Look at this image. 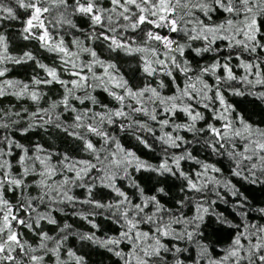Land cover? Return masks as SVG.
I'll return each mask as SVG.
<instances>
[{
	"label": "snow or ice",
	"instance_id": "6c2138e0",
	"mask_svg": "<svg viewBox=\"0 0 264 264\" xmlns=\"http://www.w3.org/2000/svg\"><path fill=\"white\" fill-rule=\"evenodd\" d=\"M14 4L16 8L0 0V20L19 19L17 9H23L27 18L22 38L38 42L58 58V64H45L32 51L11 55L8 38L0 33V98L11 96L35 106L0 107V264L50 260L88 264L85 256L67 247L70 237L106 249L120 264H186L189 248L181 246L185 241L199 249L195 264H264V223L259 222L264 220V206L253 207L237 183L223 178L221 167L198 159L189 148L199 146L218 161L226 158L230 175L239 181L264 185V128L237 113L226 97V92L244 95L234 81L253 89L264 87V0H14ZM77 19L89 25L83 40L72 35L73 30L83 34ZM68 35L70 43L65 40ZM85 41H102L110 53L138 55L143 73L151 79L133 85L114 60L101 58ZM208 55L210 63L197 61ZM29 61L43 76L35 74L30 82L4 78L7 64ZM235 68L243 75L237 76ZM158 77L172 81L171 95L161 91L166 87L163 79L153 86ZM55 85L58 98L42 90ZM97 89L114 105L102 104L93 94ZM251 94L264 101V91ZM64 113L72 114L70 122L62 118ZM178 113L185 117L182 122L176 121ZM112 127L131 133L149 150L150 135L161 146L160 163H149L124 147L110 132ZM50 128L79 141L91 158L50 152L39 142L29 147L17 138L36 135L37 130L48 133ZM181 132L190 133L192 140ZM92 137L98 138L99 146ZM54 157L59 159L53 162ZM186 161L197 167L185 170ZM133 171L180 181L181 198L175 207L162 202L159 194L168 195L163 187L146 194ZM123 180L137 190L138 199L118 186ZM97 186L115 193L116 199L107 203L95 199ZM75 189L86 190L85 198L74 195ZM77 204L88 205L91 211L72 215L97 231L94 217L104 215L119 232L101 237L74 231L66 221L61 225L54 213ZM189 205L195 208L191 216L182 211ZM220 205L225 211L218 210ZM209 215L233 232L218 251L202 240L201 225ZM45 224L54 225L56 234L44 230Z\"/></svg>",
	"mask_w": 264,
	"mask_h": 264
},
{
	"label": "rangeland",
	"instance_id": "374dc122",
	"mask_svg": "<svg viewBox=\"0 0 264 264\" xmlns=\"http://www.w3.org/2000/svg\"><path fill=\"white\" fill-rule=\"evenodd\" d=\"M6 3L11 4L14 8H16V5L14 4V0H5ZM17 15L19 19L16 20H0V33H3L7 38H8V48H9V53L14 56H19L22 55L24 51H32L34 55H36L37 59L41 60L43 63L48 64V65H57L58 64V58L50 54L44 50H42L39 46V43L36 41L32 40H24L21 35V29L23 28V20H25L27 17L24 13L23 9H17ZM219 19V18H217ZM77 23L79 27L83 30V34L81 32H75L74 30L72 31V35H75L79 37L80 39H84L85 35L88 32L89 25L88 22L84 19H77ZM72 35L65 36L66 42L71 41ZM86 44L89 46H92L95 48L97 53L101 56V58L105 60H114V62L117 63L121 74L125 77V79L129 80L130 83L133 85H143V83L147 79L145 74L142 71V65L139 59L138 55L135 56H128L125 55L124 53H110L108 52L106 45L102 41H85ZM221 46H223V42H221ZM264 55V54H262ZM85 60L90 59L87 55L83 57ZM211 55L205 56L203 60H199L197 58V61L200 64L206 63V62H211ZM232 63L234 65L238 64V61L233 59ZM9 68V72L6 73V76L4 78L6 79H15L23 82H30L31 78L35 74H39L40 76H43L42 70L36 67V64L34 61H29L26 63L22 64H7L6 65ZM194 67H196V62L193 64ZM98 71H102V69H98ZM235 73L237 76L243 75V70L240 68H235L234 69ZM67 78V77H65ZM159 79H163L165 81L166 87L162 89L161 91L165 95H171L174 90L175 86L173 85L172 81L167 78V77H158L156 80H153V86H156L157 81ZM209 82L212 83V79L209 77ZM177 82L180 83L181 85L183 84V78L178 75L177 77ZM233 86L238 88L240 91L244 92V95H232L230 92H226V97L228 101L235 107L236 112L243 115L246 120H248L250 123H252L254 126H259L261 128H264V101H260L256 99V97L251 94L253 92H259V91H264V87L261 86H256L255 89H253L251 86L245 85L239 81H234L232 82ZM43 91L48 93L49 97L52 98H58V95L60 94L59 92V86L55 85L52 86L51 88H44L42 89ZM97 99L102 103V104H109L110 106L114 105V102L111 101V98L107 96L106 93H104L102 90L97 89L95 93ZM47 99V98H46ZM77 107H80L78 102H74ZM10 105H15L16 110H20L22 107H28L30 110H34L35 106L32 105L30 101H17L15 97H3L0 98V107L7 108ZM42 106H46V102L42 101ZM90 106V105H89ZM97 111L100 110V108L97 106L96 109ZM62 111V109H61ZM203 111V109H201ZM71 115L70 113H64L63 117L67 121H71ZM210 118V113L207 114ZM251 117H254L257 119H252ZM163 118V117H161ZM185 119L183 114L178 113L176 121L177 122H182ZM152 123L153 127H157L158 125H155L154 122ZM215 123V122H214ZM199 126H203V122H200ZM118 127H114V129L111 131V133L120 140L121 144L137 153L138 156L141 157V159L148 161L149 163L152 164H159L160 161L163 158V154H161L162 149L159 143L152 138L150 135L148 136L149 141L153 144V148L151 150L149 149H144L141 144L134 138L133 135H126V134H119L118 133ZM167 131H171V129H166ZM181 135H184L186 139L192 140V135L190 133H184L181 132ZM157 135H159V132H157ZM66 137V139L63 138ZM18 139H20L21 143H24L26 146H31L35 144L36 142H39L44 145V147L50 151V152H57L60 153L61 155L64 153L69 154L73 158L77 159H90L91 157L84 153L82 150V144L73 139L72 137L67 136L65 133L55 129V128H50L48 133H44L40 130H37L36 135H29L26 138H21L17 136ZM93 141L97 143V146H99V140L98 138L92 137ZM56 140H64L66 142L70 143L69 147H61L60 143H56ZM189 148L192 149L194 148L193 155L196 156L198 159L201 160H208L209 162L216 163L218 167H221L223 169L224 177L225 179H232L234 183H237L238 187H240L241 191L244 192L245 195H247L250 189L251 191L258 192L259 195L256 196L257 198L251 199L249 198L250 203L253 205V207H259V206H264V185H250L246 182L239 181L238 178L232 177L230 175V164L228 160L221 159L218 161V158L215 156H212L210 152L202 150L201 147L196 146V145H189ZM146 150V151H144ZM171 151H178V150H171ZM19 155V152L17 150V156ZM59 157H54L53 162H55ZM15 163V161H13ZM183 167L187 171H191L192 169L196 168L197 166L194 164L192 161H186L183 162ZM142 173H146L149 177L152 178L156 183L151 185L150 189H145L144 186L142 185V182L140 179L142 178ZM133 175L137 183L145 189L146 194L151 195L155 193L156 188L158 187H163V181L167 182L170 180L175 181V186L178 188L177 189V196L175 199L170 198V194L166 193L168 195L164 194H159L162 202L168 206V207H175V201L177 199H180L181 196L179 194V187H180V181L176 180L175 178L171 176H159L154 172H147V171H141L139 173H135L133 171ZM118 186L124 190L131 198L133 199H138V192L136 189L132 188L129 186V181L123 180V181H117ZM260 190V191H259ZM95 193V199L101 200L102 202H109V201H114L116 199L115 193L111 192L109 189L106 188H101L97 186L96 189H94ZM37 190L33 189L32 190V195H36ZM74 195H76L78 198L83 199L86 196V190L84 189H75L73 192ZM248 196V195H247ZM214 198V197H212ZM171 199V200H170ZM231 199V197H229ZM77 210H82L84 212L91 211L90 207L88 205H80L77 204L75 208L68 206L65 208L64 213H54V215L57 217L59 223L62 225L65 221L72 224L73 230L74 231H79V232H96L98 236H105V235H115L119 232V228L116 224H114L111 220L106 219L104 215H99L94 217V220L97 224H99V230L97 231L96 229H93L91 225L85 221L80 219L79 216L72 215L73 212ZM219 211H225L224 206L220 205V208L218 209ZM187 215L191 216L195 208L193 205H189L186 208L182 209ZM229 214L230 213H226ZM91 218V217H90ZM230 218L233 219L234 222H236L237 218L233 217L230 215ZM253 220L258 219V217L253 216ZM259 222L264 223V220H260ZM209 227V231L208 228ZM225 226H221L215 219L214 215H209L205 217L204 223L201 225V232H202V240L205 243H209L211 245H214L217 251L226 246L233 235L232 230L228 229L226 227V231L222 233H219L218 235L221 236V239L224 238L225 240H219L214 238L213 234L211 233L214 230H218L217 228H221ZM44 230L48 231L50 235H55L56 234V228L54 225H44ZM27 233V230H24ZM30 236L31 234H27ZM213 236V237H212ZM27 238V237H26ZM35 242V241H33ZM182 247H187L189 248V251L184 253V258L186 260V264H195V261L198 257L199 254V249L196 246V244H189L188 242H184L181 244ZM67 247L73 248V250L77 251L78 254L85 256L88 264H120V261L117 257H113L110 255V253L99 246L93 245L89 242H81L78 238L75 237H70L68 242H67ZM127 251V248H125ZM107 252V253H105ZM106 254L107 256H104ZM112 254V253H111ZM110 257V258H109ZM105 260V262L99 261V259ZM105 258V259H104ZM49 264H53V261H49Z\"/></svg>",
	"mask_w": 264,
	"mask_h": 264
},
{
	"label": "trees",
	"instance_id": "16d2710c",
	"mask_svg": "<svg viewBox=\"0 0 264 264\" xmlns=\"http://www.w3.org/2000/svg\"><path fill=\"white\" fill-rule=\"evenodd\" d=\"M252 119H257V117L256 118H254V117H251ZM114 129V127H112V128H110L109 130H110V132L112 131ZM119 129H118V133H119ZM119 134H126V135H130L131 133H126V132H121L120 131V133ZM132 135V134H131ZM63 138L64 139H66V137H64L63 136ZM56 143H60L61 144V147H69L70 146V143L69 142H66V141H64V140H56ZM151 143V142H150ZM69 145V146H68ZM153 145V144H152ZM143 146V145H142ZM144 148V147H143ZM153 148V147H152ZM144 149H146V148H144ZM144 151H146V150H144ZM147 152V151H146ZM161 154H163V152H161ZM140 181L142 182V185L144 186V188L145 189H150V187H151V185L153 186V184H155L156 182L154 181V180H152V178L151 177H149L148 175H146V173H142V178L140 179ZM163 186H164V188H165V191L168 193V194H170L169 196H170V198L171 199H175L176 198V196L178 195L177 194V187L175 186V181H173V180H170V181H163V184H162ZM260 191V190H259ZM246 193H248L247 195H248V197H250L251 199H254V198H257L256 196H258L259 195V193L258 192H254V191H251V189L248 191V192H246ZM170 199V200H171ZM208 229V231H209V227L207 228ZM218 230L216 231V230H214L213 232H211L212 234L213 233H215V234H213V236H214V238H217L218 239V234L219 233H221V235H222V233L223 232H225L227 229H226V227H221V228H217ZM212 236V237H213ZM224 241H226L225 239V236H224V238H222ZM221 239V236H219V240H222ZM105 253H107V252H105ZM110 255H112L113 257H115L113 254H111L110 253ZM104 256H107L106 254H104ZM110 258V257H109ZM105 259V258H104ZM99 261H102V262H105V260H103L102 258L101 259H99ZM110 264H112L111 262H109ZM103 264V263H102ZM104 264H106V263H104Z\"/></svg>",
	"mask_w": 264,
	"mask_h": 264
}]
</instances>
